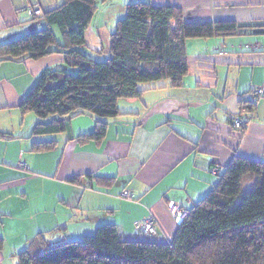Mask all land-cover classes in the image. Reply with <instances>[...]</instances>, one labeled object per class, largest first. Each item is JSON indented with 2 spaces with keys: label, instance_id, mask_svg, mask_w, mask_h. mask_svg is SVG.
Returning <instances> with one entry per match:
<instances>
[{
  "label": "crops",
  "instance_id": "1",
  "mask_svg": "<svg viewBox=\"0 0 264 264\" xmlns=\"http://www.w3.org/2000/svg\"><path fill=\"white\" fill-rule=\"evenodd\" d=\"M62 1L0 0V43L45 27L44 12ZM130 1L97 4L101 21L93 15L81 51L108 54L110 34ZM150 1L179 6L186 20L264 24V0ZM32 6L42 15L32 17ZM50 28L62 44L58 27ZM186 53L182 84L139 83L140 96L118 100L124 113L108 119L100 141L75 138L93 130L88 114L68 119L62 132L28 137L36 118L22 116L18 103L45 68L65 67L63 53L0 62V264H6L5 246L23 248L37 234L50 243L79 239L101 223H114L124 239L169 242L179 222L168 201L189 208L216 183L211 166L222 171L234 155L264 160V98L253 110H240L253 87L264 83V33L188 38ZM236 115L243 119L240 128L231 123ZM33 140L56 145L34 152ZM22 160L27 168L19 166ZM72 176L78 181H69ZM33 177L39 180L36 196L27 185ZM123 189L133 198L121 196ZM147 216L157 224L154 235L134 227Z\"/></svg>",
  "mask_w": 264,
  "mask_h": 264
},
{
  "label": "trees",
  "instance_id": "2",
  "mask_svg": "<svg viewBox=\"0 0 264 264\" xmlns=\"http://www.w3.org/2000/svg\"><path fill=\"white\" fill-rule=\"evenodd\" d=\"M105 1L63 0L44 12L45 27L0 43V62L55 51L77 69L45 68L21 98L22 116L33 112L36 118L28 137L62 132L68 119L88 114L95 120L93 130L75 138L100 141L108 119L124 113L118 100L140 96L139 83L166 79L173 87L182 84L188 38L264 33V24L186 20L177 5L131 0L110 34L108 56L95 60L80 47L97 4ZM50 25L58 27L62 44ZM247 105L250 110L255 106ZM55 145L54 140H33L30 150ZM217 173L216 183L186 209L169 242L124 239L114 223H101L92 234L58 243L37 234L17 253L16 264H264V160L234 155ZM2 243L0 237V248Z\"/></svg>",
  "mask_w": 264,
  "mask_h": 264
},
{
  "label": "built area",
  "instance_id": "3",
  "mask_svg": "<svg viewBox=\"0 0 264 264\" xmlns=\"http://www.w3.org/2000/svg\"><path fill=\"white\" fill-rule=\"evenodd\" d=\"M27 12L32 17H37L42 15V10L37 6H32L27 8ZM260 98H264V83L258 84L253 87L251 95L247 97L240 105V110H244L247 107V103L255 104ZM232 126L235 128H240L243 124V119L240 115H236L231 120ZM19 166L22 168H27L26 163L22 160L19 161ZM220 170V166L215 164L211 166V171L217 173ZM121 196L125 198H133V193L127 189H123ZM168 209L175 220L180 222V220L186 215L187 210L179 202L175 200L168 201ZM136 231L141 232L146 235H154L157 233V224L152 216H147L137 220L134 224Z\"/></svg>",
  "mask_w": 264,
  "mask_h": 264
},
{
  "label": "rangeland",
  "instance_id": "4",
  "mask_svg": "<svg viewBox=\"0 0 264 264\" xmlns=\"http://www.w3.org/2000/svg\"><path fill=\"white\" fill-rule=\"evenodd\" d=\"M99 6V5H98ZM100 10V7H97L96 11H95V18H94V22L95 19H98V22L101 21V17L103 15V13H101ZM109 25V24H108ZM81 48V47H80ZM87 51H84L89 57L95 59V60H102L104 58H106L108 56V54L106 53L105 55H101V54H98V53H95V52H92L90 51L91 48H88V49H85ZM65 69L67 72H70V73H76L77 69L76 67H71V66H68L65 64ZM30 114L31 116H35L33 112H28L27 115ZM29 116V115H28ZM39 180H38V177H33L31 178V180L28 181V191H31V195H34L36 196L37 192L36 191L38 188H39ZM49 188V187H48ZM51 189V188H49ZM35 191V192H34ZM53 193H51L50 196H52ZM50 239V237H49ZM10 246H5L4 250H5V261L3 263H6V264H16L17 263V253L26 249L27 246L23 247V248H18L17 250H14L13 248H9Z\"/></svg>",
  "mask_w": 264,
  "mask_h": 264
}]
</instances>
